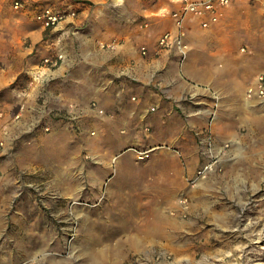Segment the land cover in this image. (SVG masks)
Here are the masks:
<instances>
[{"label": "rangeland", "instance_id": "obj_1", "mask_svg": "<svg viewBox=\"0 0 264 264\" xmlns=\"http://www.w3.org/2000/svg\"><path fill=\"white\" fill-rule=\"evenodd\" d=\"M13 1L0 0V134L18 135L20 144L9 157L15 165L11 160L2 169L9 183L0 190V264H264V142L251 144L246 127L232 128L233 135L216 141L222 152L210 158L213 139L222 130L215 128L214 111V130H205V154L186 169L180 191L167 202L169 194L142 177L153 167L154 151L114 141L110 128L87 121L86 112L72 122L79 100L71 91L59 98L58 64L45 74L43 59L58 55L61 29L43 28L35 11L52 6L68 16L108 3L21 0L23 8L15 9ZM167 1L159 3L166 6ZM122 4L134 11L139 0ZM17 112L22 118L12 129ZM38 116L40 124L31 127ZM257 133L264 141V128ZM124 150L120 163L133 159L119 169L112 157ZM143 151L148 155L140 158ZM244 154L251 157L249 165L238 160ZM209 159H214L213 170L200 173ZM239 172L247 181V202ZM60 176L72 183L61 185ZM119 187L139 189L119 193ZM125 197L141 209L161 204L173 219L169 236L163 233L157 242L137 248L123 233L109 236L110 210ZM256 221L263 222L259 230L247 231Z\"/></svg>", "mask_w": 264, "mask_h": 264}, {"label": "crops", "instance_id": "obj_2", "mask_svg": "<svg viewBox=\"0 0 264 264\" xmlns=\"http://www.w3.org/2000/svg\"><path fill=\"white\" fill-rule=\"evenodd\" d=\"M103 1L108 3L105 7L82 9L55 26L61 29L58 53L63 54L58 96L71 91L79 100L72 122L78 123V113L86 112L87 121L110 128L114 141L154 151L153 167L142 177L169 194L168 202L180 191L177 186L183 185L186 169L205 154V130H214V111L215 128L230 132L225 137L235 133L232 128L249 130L247 119L257 130L264 128V100L246 95L256 77L264 74V0H231L207 27L200 18H186L181 29L188 45L184 57L175 46H159L162 34L178 30L172 16L180 7L178 0L166 6L160 0H139L134 11L123 0ZM51 70L46 68L45 74ZM16 121L12 129L18 127ZM34 121L31 127L40 124V116ZM221 135H216L217 142L223 141ZM19 144L18 135H10L0 151V190L9 183L2 169L11 160L15 165L9 157ZM125 151L114 155L119 169L133 159L120 163ZM137 189L119 187V193Z\"/></svg>", "mask_w": 264, "mask_h": 264}, {"label": "built area", "instance_id": "obj_3", "mask_svg": "<svg viewBox=\"0 0 264 264\" xmlns=\"http://www.w3.org/2000/svg\"><path fill=\"white\" fill-rule=\"evenodd\" d=\"M180 3V7L178 10L172 12V16L176 21L178 30L172 34L170 32H166L161 35L159 39V46L161 48H169L171 46H175L179 49L180 53L184 57L187 52L188 45L184 40V31H182L183 21L188 17H196L200 18L201 24L204 27L209 26L212 22L218 20V17L222 13V8L227 6L231 0H178ZM23 2L21 0H14L13 6L15 9L23 8ZM74 14V13H73ZM66 14L63 10L56 9L52 6H43L39 10L35 11L34 19L40 23L43 27L49 28L56 26L59 24L64 18ZM146 48H142V52L146 53ZM63 54L58 53L55 58L45 57L43 59L45 65L48 67L59 65V62L62 60ZM247 96L252 97L256 96L264 100V74H260L256 77V80L253 84H251L247 89ZM92 106L95 107L96 104L92 103ZM155 108H152L154 110ZM103 112V110H100ZM22 112H17L13 115V119H19L21 117ZM2 115V113H1ZM9 132H3L0 134V151H2L7 143ZM7 135V136H6ZM212 149H209L210 158L214 156L213 153H210ZM148 155V151L139 152V157L144 158ZM211 162L214 159H209ZM210 161L207 162V165L202 168L201 172H206L208 169H212Z\"/></svg>", "mask_w": 264, "mask_h": 264}, {"label": "bare ground", "instance_id": "obj_4", "mask_svg": "<svg viewBox=\"0 0 264 264\" xmlns=\"http://www.w3.org/2000/svg\"><path fill=\"white\" fill-rule=\"evenodd\" d=\"M247 126L249 127L248 138L251 140V144L257 143V141L259 143H263L264 141L262 140V137L258 135L253 121L247 119ZM221 134V137H225L226 135L230 134V132L228 129L222 128ZM214 147L215 151L213 149L212 151H210V153H215L216 155H218L222 152L221 147L218 146L216 144V140L214 141L213 139V148ZM243 157V159L238 160H241V162L244 161V164L241 163L242 165H249L251 157L246 154H244ZM236 158H238L236 155L232 157L233 160H235ZM113 160L117 161L118 159L114 156ZM211 167L214 168L213 164L211 165ZM244 168L247 167L244 166ZM239 173L240 174L238 175L237 181L243 182L242 184L245 192L243 193V200L245 199V202H247L250 200V197L248 198L247 181L246 179H242L240 177L242 174L241 172ZM59 181L61 185H64L67 182H70L69 184L72 183V180L64 179L62 176L59 177ZM240 190L241 189H237V193L242 191ZM254 191L255 190H253V192ZM134 202L135 201L125 200L122 202L120 201V203H115L112 206L110 215L113 216L114 219L110 221L113 222L111 224L113 225V231L110 232L109 236L114 237L117 234L123 233L126 236V241L130 243L131 247L133 248L141 246L144 242H157L156 239L162 236L163 233L166 237H168L169 235L167 229L171 225L173 219H171V217L167 215L160 206H149L147 209H141L140 207L135 205ZM262 224V221L251 222L246 230L252 232L255 230H259V226Z\"/></svg>", "mask_w": 264, "mask_h": 264}]
</instances>
